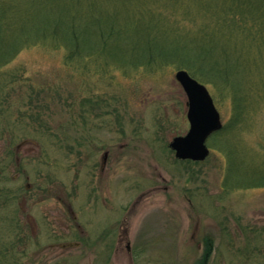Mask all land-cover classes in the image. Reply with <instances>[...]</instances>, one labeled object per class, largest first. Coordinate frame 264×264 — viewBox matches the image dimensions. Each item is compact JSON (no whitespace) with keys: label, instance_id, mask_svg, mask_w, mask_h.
<instances>
[{"label":"rangeland","instance_id":"rangeland-1","mask_svg":"<svg viewBox=\"0 0 264 264\" xmlns=\"http://www.w3.org/2000/svg\"><path fill=\"white\" fill-rule=\"evenodd\" d=\"M147 1L170 26L210 25L195 0ZM254 3L264 25V0ZM138 8L0 0V37L47 35L60 19L72 29L82 14L95 44L75 54L85 64L38 43L0 66V264H264V60L244 64L248 102L233 107L225 86L205 84L229 130L208 137L205 160L180 161L169 147L189 129L179 68L122 67L153 55L151 15L138 28L121 17Z\"/></svg>","mask_w":264,"mask_h":264},{"label":"trees","instance_id":"trees-1","mask_svg":"<svg viewBox=\"0 0 264 264\" xmlns=\"http://www.w3.org/2000/svg\"><path fill=\"white\" fill-rule=\"evenodd\" d=\"M139 4V8L127 15H121L128 20H137V28L142 24L140 20L143 14H150L146 22L152 24L154 28L158 27V32L154 34L155 43L152 45L153 55L144 60L133 63L129 59L122 62V67L144 66L151 63L177 65L179 70L187 71L193 78L202 84L217 88V81L223 86L235 106L236 100L243 103L249 101L246 79L247 67L244 64L259 63L264 60V25L259 20L261 5L254 3L255 0H195L202 6L203 12L207 15L210 25L203 28L197 27L196 30H190L180 24L173 18L172 26L165 22L163 18H156L154 11L148 6L147 0H128ZM147 1V2H146ZM168 1V0H165ZM174 1H172L173 3ZM146 3V4H145ZM256 5V6H254ZM150 10V11H149ZM254 10L256 14L254 15ZM81 14V13H80ZM257 15V16H256ZM184 20L192 22V16L184 10ZM83 15L75 19L76 24L72 29H67L66 23L60 19V24L64 27L47 28V35L39 36L27 31L25 35H16L14 37H0L2 42V51L0 55V66L6 65L11 61L19 50L35 44H45L46 47H63L67 51L65 60L67 62L75 61L77 64H85V60L75 59V54L79 55L90 47H95L92 34L86 26H83ZM62 18V17H60ZM107 32L115 30L113 22L105 20ZM0 25H3V19H0ZM122 25V24H121ZM126 31L128 29L124 26ZM1 29V28H0ZM122 29H116L121 33ZM141 30V29H140ZM139 30V31H140ZM238 31V41L234 39L235 32ZM129 33V32H128ZM240 33V34H239ZM111 34V33H108ZM241 36V39H240ZM95 43L100 46V43ZM106 45V44H102ZM119 48L127 47L126 44L113 45ZM251 51L256 54L251 59L247 58L245 52ZM84 53V52H83ZM86 60L90 54H83ZM206 68V69H203ZM245 81V82H244ZM248 84V83H247ZM235 98V101L233 100ZM249 104L246 105L248 107ZM238 107L237 113L233 108V123L241 119L243 111L247 108ZM238 110H242L241 113ZM222 127L220 131L213 134V139L223 138L227 131Z\"/></svg>","mask_w":264,"mask_h":264},{"label":"water","instance_id":"water-1","mask_svg":"<svg viewBox=\"0 0 264 264\" xmlns=\"http://www.w3.org/2000/svg\"><path fill=\"white\" fill-rule=\"evenodd\" d=\"M175 79L187 98L189 130L183 136L174 137L169 147L177 159L203 161L209 153L206 139L222 127L219 113L206 87L186 71L178 70Z\"/></svg>","mask_w":264,"mask_h":264},{"label":"flooded vegetation","instance_id":"flooded-vegetation-1","mask_svg":"<svg viewBox=\"0 0 264 264\" xmlns=\"http://www.w3.org/2000/svg\"><path fill=\"white\" fill-rule=\"evenodd\" d=\"M104 157H106V154L104 155ZM28 187H30V186H28ZM54 195H55V194L53 193V197H54ZM41 199L43 200V198H41ZM56 199H57V204L59 205V201H58L59 197H57ZM55 207H56V206H55ZM55 207H53V209H54Z\"/></svg>","mask_w":264,"mask_h":264}]
</instances>
